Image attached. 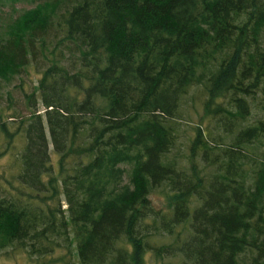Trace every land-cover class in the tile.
Here are the masks:
<instances>
[{"label": "trees", "instance_id": "16d2710c", "mask_svg": "<svg viewBox=\"0 0 264 264\" xmlns=\"http://www.w3.org/2000/svg\"><path fill=\"white\" fill-rule=\"evenodd\" d=\"M31 64L29 114L0 113V254L264 264V0H37L0 25V79ZM189 95L211 123L182 135Z\"/></svg>", "mask_w": 264, "mask_h": 264}, {"label": "rangeland", "instance_id": "374dc122", "mask_svg": "<svg viewBox=\"0 0 264 264\" xmlns=\"http://www.w3.org/2000/svg\"><path fill=\"white\" fill-rule=\"evenodd\" d=\"M36 1L37 0H3V3L0 5V25L6 22V20H8L12 15H17L23 10V8L33 6ZM36 76L37 71L34 68V64H31L28 67V73L23 72L20 76H18L17 74L11 82L7 83L0 79V113L3 112L2 114H4L5 117L7 115L10 124L16 123L18 117H20L21 114H29L30 111L27 107L25 108L24 104L25 91H32L34 89V85L37 83ZM193 95L191 97L190 95L188 96V100L185 104L184 116L181 118L182 135L186 133L185 130H188V132H192L191 129L194 128L192 125L199 124L202 122L203 125L206 126L207 123H211L207 121L206 118H203L202 121L201 117L202 115H205V111L202 107L200 99H194ZM262 99L263 96L260 95V97L258 98V104L254 108V111L259 112L260 115L264 114L261 109L259 110V107L262 104L260 101ZM8 106H10L9 109ZM255 117L256 114H253L249 117V120H253ZM217 132L224 133V127L221 126L219 128H216L215 133ZM19 137L20 135H18L15 139L17 142L18 140L20 141ZM1 143L2 145L6 143L4 134L2 132H0V144ZM185 153L183 154L185 155ZM5 160L6 159L4 158L0 160V167L5 162ZM153 200L154 203H156L157 205H161L164 202L160 194H154ZM27 257V253L26 255L24 253H18L13 255L0 254V264H17L20 260H23L22 262H28Z\"/></svg>", "mask_w": 264, "mask_h": 264}]
</instances>
